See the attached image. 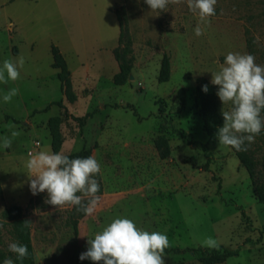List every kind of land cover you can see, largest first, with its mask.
Instances as JSON below:
<instances>
[{"label": "rangeland", "instance_id": "rangeland-1", "mask_svg": "<svg viewBox=\"0 0 264 264\" xmlns=\"http://www.w3.org/2000/svg\"><path fill=\"white\" fill-rule=\"evenodd\" d=\"M121 4L135 59L127 82L116 85L113 8ZM198 24L201 36L194 31ZM52 44L66 60L75 101L66 99L51 66ZM229 52L252 54L264 65V0H222L220 15L208 24L186 2L154 12L145 0H0V66L24 58L20 78L0 83V251L6 256L14 242L2 212L19 205L31 221L34 264H75L88 239L119 217L167 235L168 249L180 250L165 252V264H202L186 249L203 247L209 236L237 250L221 264H264V202L234 150L206 133L196 99L197 78L211 82ZM164 54L170 78L159 82ZM12 88L18 95L5 103ZM59 100L71 115L93 113L80 125L54 103ZM214 104L223 120L222 110L231 105L217 94ZM53 117L63 138L59 152L90 149L102 169L99 202L76 232L68 220L71 205L56 208L46 203L47 191L33 195L29 188V154L52 152ZM12 131L21 134L3 148ZM161 134L170 146L165 159L154 146ZM247 147L264 177V131Z\"/></svg>", "mask_w": 264, "mask_h": 264}, {"label": "clouds", "instance_id": "clouds-1", "mask_svg": "<svg viewBox=\"0 0 264 264\" xmlns=\"http://www.w3.org/2000/svg\"><path fill=\"white\" fill-rule=\"evenodd\" d=\"M145 2L154 12L166 11L170 4L186 2L189 10L198 14L200 22L205 24L216 15L217 0ZM194 31L197 36L204 34L200 24ZM23 64V57L16 62L5 59L0 66V83L18 80ZM211 73V83L218 86L217 96L223 105H231L229 110H222L223 125L217 132L219 144L246 151L247 145L254 143L264 131V65L257 64L252 54L229 52L220 69ZM18 91L17 88L10 89L3 95V101L11 102ZM202 91L208 92L207 84L202 86ZM20 134L12 131L11 138H3L2 147L10 148L13 138ZM29 157L26 167L33 195L47 191L46 203L56 208L71 205L85 214L93 212L100 199L97 195L100 184L95 177L102 174L101 165L94 156L70 158L62 152L40 151L35 155L30 153ZM88 245L79 259L102 264H165V251L171 247L166 234L143 230L126 217L113 219L94 238L88 239ZM202 246L218 249L220 242L209 236L202 241ZM8 248L18 260L29 255L27 245L12 242ZM3 264H14V261L6 258Z\"/></svg>", "mask_w": 264, "mask_h": 264}, {"label": "trees", "instance_id": "trees-1", "mask_svg": "<svg viewBox=\"0 0 264 264\" xmlns=\"http://www.w3.org/2000/svg\"><path fill=\"white\" fill-rule=\"evenodd\" d=\"M222 0H217L216 15H220ZM113 11L115 12L118 23H119V36L117 45L112 49V53L114 55L115 60L118 64V71L113 75V82L116 85L125 84L128 78L131 75L133 63H134V55L132 48V37L130 34L128 20L125 14V6L121 4L119 7H114ZM245 33L247 31L245 30ZM253 44V40L251 37L246 38V46L251 49ZM52 54V63L51 66L57 71V78L60 81L61 89L68 101H75L77 99V95L73 90L72 82L70 79V72L66 63V60L63 57V54L59 50L58 46L52 44L50 48ZM170 78V59L167 54L162 56L160 62V68L158 73V81L164 82L168 81ZM208 85V92L205 93L202 91V86ZM218 86L213 85L210 81H208L205 77L197 78L196 83V99L199 104V111L201 113L205 131L209 136L217 135L218 129L222 125V118L216 110L214 101L216 97ZM59 107L64 109L65 115H70L74 120H76L80 125H84L86 119L92 115L93 112H87L83 116H74L68 112L66 106L62 103V101L54 102ZM9 118V116H6ZM15 122L17 120L14 119ZM164 128V126H161ZM49 130L51 135V149L52 152H59L63 138L59 129V118L53 117L49 120ZM175 131L181 133V128L176 129ZM189 141V140H187ZM191 143V142H189ZM154 146L157 151L158 156L161 159H165L170 155V146L168 143V139L164 135H159L154 140ZM233 149V148H232ZM240 164L246 169L248 176L251 180V183L256 192L257 198L259 201L264 202V177L261 175V172L258 169V161L253 155L252 151L247 147L246 151H236L233 149ZM69 155L70 158L76 157H87L92 156L91 150L87 148H83L79 151L66 154ZM100 184V191L97 193H102V184L100 175L95 177ZM87 202V201H85ZM68 220L72 223L74 231H77V224L80 218L85 216L83 211H78L75 206H70L67 211ZM5 220L10 224V230L14 236V242L19 244L28 246V257L25 259L18 260L16 254L12 252H8L5 256L3 252L0 251V264L4 262L6 258H11L14 261V264H34V252L31 241V221L28 216L25 214L24 208L19 205H11L5 208L2 212ZM179 248L166 249L165 252L175 251L178 252ZM186 250L192 252L195 255L199 256V259L202 264H221L226 261V259L235 253H237L236 249H231L229 247L220 245L218 249H206L201 246L199 247H191ZM75 264H84L83 260H80L79 257L76 258ZM92 264H102V262H93Z\"/></svg>", "mask_w": 264, "mask_h": 264}, {"label": "built area", "instance_id": "built-area-1", "mask_svg": "<svg viewBox=\"0 0 264 264\" xmlns=\"http://www.w3.org/2000/svg\"><path fill=\"white\" fill-rule=\"evenodd\" d=\"M36 144H37V145H39V144H40V142H38V141H37V142H36ZM30 153H32V152H30Z\"/></svg>", "mask_w": 264, "mask_h": 264}, {"label": "crops", "instance_id": "crops-1", "mask_svg": "<svg viewBox=\"0 0 264 264\" xmlns=\"http://www.w3.org/2000/svg\"><path fill=\"white\" fill-rule=\"evenodd\" d=\"M119 24V23H118ZM118 36H119V34H118ZM117 42H118V38H117ZM119 69V68H118Z\"/></svg>", "mask_w": 264, "mask_h": 264}]
</instances>
